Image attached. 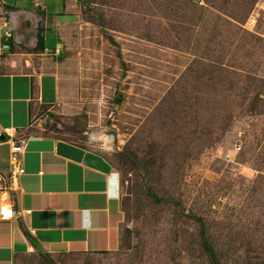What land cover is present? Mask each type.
<instances>
[{
    "label": "rangeland",
    "instance_id": "rangeland-1",
    "mask_svg": "<svg viewBox=\"0 0 264 264\" xmlns=\"http://www.w3.org/2000/svg\"><path fill=\"white\" fill-rule=\"evenodd\" d=\"M72 1L36 116L107 158L124 219L119 251L52 264H264V0Z\"/></svg>",
    "mask_w": 264,
    "mask_h": 264
},
{
    "label": "crops",
    "instance_id": "crops-1",
    "mask_svg": "<svg viewBox=\"0 0 264 264\" xmlns=\"http://www.w3.org/2000/svg\"><path fill=\"white\" fill-rule=\"evenodd\" d=\"M72 7V0H0V188L9 187L12 141L26 139L20 156L25 175L9 189L14 218L0 219V264H18L31 254L53 260L121 249V185L110 162L43 134L36 116L57 111L64 96L57 22L43 30L41 22L62 8L61 15H71ZM48 32L57 41L42 50L39 38L45 44Z\"/></svg>",
    "mask_w": 264,
    "mask_h": 264
},
{
    "label": "built area",
    "instance_id": "built-area-1",
    "mask_svg": "<svg viewBox=\"0 0 264 264\" xmlns=\"http://www.w3.org/2000/svg\"><path fill=\"white\" fill-rule=\"evenodd\" d=\"M6 38H11V34L5 33ZM3 50H9V45H4ZM50 54H53L52 50L49 51ZM2 133H0V137ZM12 150H11V173L9 175V187L0 188V219L2 221H11L14 218V209L11 206V199L9 195V189L11 187L18 186L19 179L25 175L24 162L20 158L23 155L24 148L26 145V139H19L17 141H12Z\"/></svg>",
    "mask_w": 264,
    "mask_h": 264
},
{
    "label": "trees",
    "instance_id": "trees-1",
    "mask_svg": "<svg viewBox=\"0 0 264 264\" xmlns=\"http://www.w3.org/2000/svg\"><path fill=\"white\" fill-rule=\"evenodd\" d=\"M44 45H45V44H43V40H42L41 38H39V42H38V46H39V48L42 49V50H44ZM47 260H48V262H49L50 264H52L53 260H51V259L48 258V257H47Z\"/></svg>",
    "mask_w": 264,
    "mask_h": 264
}]
</instances>
